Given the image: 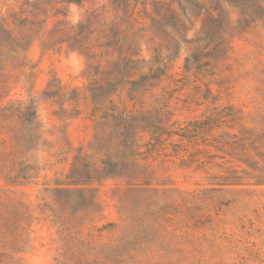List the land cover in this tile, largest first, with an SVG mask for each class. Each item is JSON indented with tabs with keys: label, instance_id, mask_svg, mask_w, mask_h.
Masks as SVG:
<instances>
[{
	"label": "rangeland",
	"instance_id": "1",
	"mask_svg": "<svg viewBox=\"0 0 264 264\" xmlns=\"http://www.w3.org/2000/svg\"><path fill=\"white\" fill-rule=\"evenodd\" d=\"M230 16L211 0H0V106L34 97L43 134L34 177L0 179V264H264V184H223L236 163L199 165L197 138L159 143L143 129L215 105L264 113V22L235 32L215 74L186 69L211 19ZM126 116L138 139L123 159ZM13 128L0 126L7 153ZM139 185L171 188L175 210L125 221L149 201ZM66 190L96 203L70 205Z\"/></svg>",
	"mask_w": 264,
	"mask_h": 264
},
{
	"label": "trees",
	"instance_id": "2",
	"mask_svg": "<svg viewBox=\"0 0 264 264\" xmlns=\"http://www.w3.org/2000/svg\"><path fill=\"white\" fill-rule=\"evenodd\" d=\"M211 1L217 2L219 7L227 3L233 8L237 18L233 20L230 16L227 21L212 18L211 20L217 25L216 32L206 33L205 36L194 40L199 41L197 47L199 53L197 49L195 53L188 56L186 69L189 71L192 65L198 63L199 74L204 76L217 72L220 60L225 58L229 52L230 38L235 35V32H244L264 22V0ZM163 74L161 72L160 75H156V78H160ZM207 90L211 92V88L208 87ZM124 120L121 145L125 153L123 159H128L127 149L133 148L138 139V124L131 116L124 117ZM6 124L14 127L12 130L14 145L11 153L0 150V179L18 184L28 182L34 177L33 172L29 170L31 168L29 156L43 143L35 98L28 101L9 100L0 106V126ZM143 129L159 143L175 134L180 135L182 139L197 138L199 149L196 154L199 156L195 160L199 161V165L225 166L236 163L235 166L226 168L227 175L222 177L223 184H264V113L259 110L256 113L247 114L243 107L235 104L215 105L199 120L189 121L178 129L167 126L161 118L149 122L143 126ZM178 147L181 146L178 145ZM244 179H248L249 182H244ZM132 190L142 192L149 201L142 205L138 202L135 208L125 207L124 220L127 222L134 212L139 213L143 209L152 212L154 217L172 213L171 211L175 210L170 207V203L165 201L168 193L172 191L171 188L139 185L133 187ZM66 192L70 205L80 204V207L90 210L91 206L96 203L94 199L89 200L84 193L85 190L80 191L82 197L79 200L73 197L75 190H66ZM2 204L0 202V216L3 209ZM52 215L59 218L54 213ZM64 225L61 222V226L64 227ZM115 225L116 223H108L101 230ZM68 229L70 228L64 227L61 230Z\"/></svg>",
	"mask_w": 264,
	"mask_h": 264
}]
</instances>
